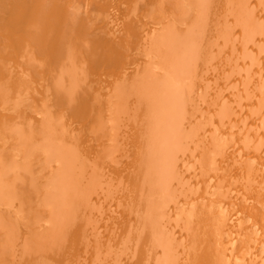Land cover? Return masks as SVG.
I'll use <instances>...</instances> for the list:
<instances>
[{"label":"bare ground","instance_id":"obj_1","mask_svg":"<svg viewBox=\"0 0 264 264\" xmlns=\"http://www.w3.org/2000/svg\"><path fill=\"white\" fill-rule=\"evenodd\" d=\"M85 260L264 264V0H0V264Z\"/></svg>","mask_w":264,"mask_h":264},{"label":"rangeland","instance_id":"obj_2","mask_svg":"<svg viewBox=\"0 0 264 264\" xmlns=\"http://www.w3.org/2000/svg\"><path fill=\"white\" fill-rule=\"evenodd\" d=\"M247 42L249 43L250 41H247ZM247 53H248V52H247ZM249 56H251V55H249ZM249 56L246 58L247 60L244 59V61H246V64L243 63L242 67H238V68H240V69H238V68H236V69H234V70L232 69V72L230 71L231 73H230V72L227 73V72H225V70H224L225 67H226V63H228V62L230 63V62H231L230 59H229V57H226V59H227L228 61L225 60V59H223V60L226 62V63H225V62L222 61V62L225 64V65H224L225 67H223V71H222V70H219V73L221 72V73L224 75V77H223V75L220 73L221 76L223 77V79L226 78V75H227V77H228V75H229V77H230V80H229V81H231V79H234V78H235V75L237 74L236 77H238V76H243V75L246 76V75H247V76H248V77H247V78H248V81H252V78L254 79V77H253L254 72H253V71H254V69H255V66H254L255 63L252 65V61L250 60L251 57H249ZM218 57L220 58V56H218ZM222 57H223V56H222ZM222 57H221V58H222ZM245 57H246V56H245ZM231 59H232V61H234L232 57H231ZM248 60H249V61H248ZM252 60L255 61V59H254L253 57H252ZM250 61H251V62H250ZM222 62H221V63H222ZM248 62L250 63V65H252V66H251L252 71L249 69V68H250V65H248ZM255 65H256V64H255ZM213 69H215V68H210L211 71H214ZM237 69H238V70H237ZM217 70H218V69H217ZM226 70H229V68L226 67ZM240 70H241L242 72H241ZM249 70H250L251 74H250V72H248ZM233 71H234V72H237V71H238L240 74H239L238 72L235 74V73H233ZM243 71H244V72H243ZM252 72H253V74H252ZM245 73H246V74H245ZM233 74H234V75H233ZM242 74H243V75H242ZM249 74H250V76H252V78L249 76ZM215 75H216V70H215ZM250 83H251V82H250ZM250 83L247 82V84H248L249 86H250ZM208 93L211 94L210 91H209ZM209 94H207V95H209ZM233 129H234V130H233ZM231 130H232V132H235V131L237 130V127H234V128H232ZM228 143H229V142H228ZM99 246H101V245H99ZM85 261H86V262H85ZM85 261H83L82 264H84V263H85V264H91L89 261H87V260H85ZM95 262H96V261H93V263H95Z\"/></svg>","mask_w":264,"mask_h":264}]
</instances>
